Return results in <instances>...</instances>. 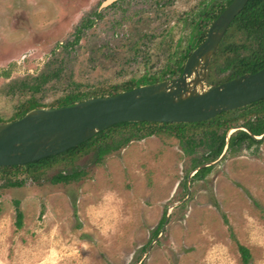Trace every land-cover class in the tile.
<instances>
[{
	"label": "rangeland",
	"instance_id": "obj_1",
	"mask_svg": "<svg viewBox=\"0 0 264 264\" xmlns=\"http://www.w3.org/2000/svg\"><path fill=\"white\" fill-rule=\"evenodd\" d=\"M107 1L0 0L1 121L13 122L31 97L50 108L68 93L160 71L172 46L191 32L183 21L204 3L223 0ZM222 62L208 86L224 80ZM242 116L229 125L258 117ZM198 130L197 140L204 137ZM189 147L162 131L98 163L96 149L85 148L36 172L0 176V264H243L239 244L249 250V264H264V139L227 151L197 179L194 168L205 164L206 150ZM78 171L68 184L54 180Z\"/></svg>",
	"mask_w": 264,
	"mask_h": 264
},
{
	"label": "water",
	"instance_id": "obj_2",
	"mask_svg": "<svg viewBox=\"0 0 264 264\" xmlns=\"http://www.w3.org/2000/svg\"><path fill=\"white\" fill-rule=\"evenodd\" d=\"M115 1L108 0L104 6ZM248 2L234 0L219 15L209 27L205 42L188 57L177 78L69 107L35 109L19 120L0 124V168L25 166L61 155L116 125L203 123L264 100V69L217 86L206 84L213 56ZM237 131L250 134L258 142L264 139V133L254 136L244 127L230 129L219 159L200 166L192 176L221 162L228 151L231 134ZM168 219L169 216L166 225Z\"/></svg>",
	"mask_w": 264,
	"mask_h": 264
},
{
	"label": "trees",
	"instance_id": "obj_3",
	"mask_svg": "<svg viewBox=\"0 0 264 264\" xmlns=\"http://www.w3.org/2000/svg\"><path fill=\"white\" fill-rule=\"evenodd\" d=\"M234 0H223L221 3L208 2L204 3L201 8L192 14L191 19L183 21V28H189L191 32L189 35L172 46L173 52H169L166 57V64L160 71L153 74H145L138 79H131L121 85H115L106 90H96L91 93L85 92H71L66 94L50 105V108H64L73 106L77 103L87 101L92 98H106L118 95L125 91H131L141 86L150 85L169 79L179 77L183 72V67L188 57L193 51L203 44L206 40L208 29L211 24L219 17V15L233 2ZM225 2V3H224ZM96 17H100L95 12ZM91 27L90 20L83 29L78 30V33L86 31ZM170 33L167 31L163 33V40L160 44L167 43V38ZM76 39H79L76 37ZM171 43V42H170ZM173 43V42H172ZM137 41L132 43V49L136 50ZM221 59V67L219 72L224 74V80L220 82H213L210 85L217 86L224 82L240 77L244 74H254L264 69V0H249L248 4L242 12L235 18L230 25L224 38L222 39L214 58L212 59L210 69L208 71V79L210 80L212 70L217 65V60ZM39 86L31 87L30 90L36 93ZM35 97H31L25 103L21 104L15 118L12 121L19 120L32 110L44 108ZM253 109V111H252ZM242 117L248 116L250 113L258 115L257 121L254 123H246L243 127L246 128L252 135L261 136L264 133V100L256 102L249 107L231 111L229 113H222L211 121L196 123V124H154V123H125L116 125L106 131L101 132L96 137L80 145L77 148L71 149L61 155L43 159L41 161L28 164L25 166H16L10 168H0V176L8 175L11 172L24 170L27 173L37 171L50 161H56L64 156H74L77 151L88 148L96 149V161L99 162L104 155H109L111 152L119 150L122 146L127 145L134 139L142 140L144 138L153 136L162 131L172 132L180 140H185L189 149L194 153L196 148H203L206 150L205 164L215 162L222 155L226 145V135L232 125V122H237L240 114ZM223 115V116H222ZM239 115V116H238ZM0 123H4L0 120ZM225 127L222 133L219 129ZM199 129L204 137L195 139L192 132ZM204 129V130H203ZM120 131H126L125 134L119 138L116 135ZM256 144L250 134L244 131H237L230 137L228 144V151L234 152L241 147L244 143ZM186 152L192 153L187 148ZM201 164L196 165L194 170L200 167ZM212 167L204 168L198 171L193 178L205 176L211 171ZM82 175V172H73L69 175L59 174L54 177L56 182L68 184L77 180ZM165 217L163 219V224ZM22 213L17 212V227H21ZM157 232L155 237L159 235ZM234 238V236H233ZM238 250L241 255L242 263L249 264L251 256L249 250L238 245Z\"/></svg>",
	"mask_w": 264,
	"mask_h": 264
},
{
	"label": "flooded vegetation",
	"instance_id": "obj_4",
	"mask_svg": "<svg viewBox=\"0 0 264 264\" xmlns=\"http://www.w3.org/2000/svg\"><path fill=\"white\" fill-rule=\"evenodd\" d=\"M202 166V165H201Z\"/></svg>",
	"mask_w": 264,
	"mask_h": 264
}]
</instances>
